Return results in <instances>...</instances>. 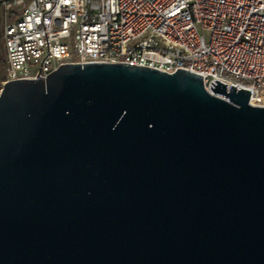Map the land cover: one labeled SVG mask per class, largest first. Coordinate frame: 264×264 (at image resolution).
<instances>
[{
	"label": "water",
	"instance_id": "water-1",
	"mask_svg": "<svg viewBox=\"0 0 264 264\" xmlns=\"http://www.w3.org/2000/svg\"><path fill=\"white\" fill-rule=\"evenodd\" d=\"M201 76L59 67L0 91V264H264V107Z\"/></svg>",
	"mask_w": 264,
	"mask_h": 264
},
{
	"label": "built area",
	"instance_id": "built-area-1",
	"mask_svg": "<svg viewBox=\"0 0 264 264\" xmlns=\"http://www.w3.org/2000/svg\"><path fill=\"white\" fill-rule=\"evenodd\" d=\"M0 17V91L63 65L125 64L187 71L264 107V0H0Z\"/></svg>",
	"mask_w": 264,
	"mask_h": 264
},
{
	"label": "rangeland",
	"instance_id": "rangeland-1",
	"mask_svg": "<svg viewBox=\"0 0 264 264\" xmlns=\"http://www.w3.org/2000/svg\"><path fill=\"white\" fill-rule=\"evenodd\" d=\"M16 12H17V16H19L21 14L22 10H17ZM0 22H1V17H0ZM205 35L207 36V33ZM1 36H2V28H1V24H0V84H1V81L5 78V74H4V52H3V44L1 41Z\"/></svg>",
	"mask_w": 264,
	"mask_h": 264
}]
</instances>
